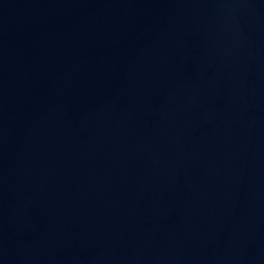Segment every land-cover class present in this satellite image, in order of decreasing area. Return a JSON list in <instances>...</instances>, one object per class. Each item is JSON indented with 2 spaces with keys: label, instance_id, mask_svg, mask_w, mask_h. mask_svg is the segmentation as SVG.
Returning a JSON list of instances; mask_svg holds the SVG:
<instances>
[{
  "label": "water",
  "instance_id": "obj_1",
  "mask_svg": "<svg viewBox=\"0 0 264 264\" xmlns=\"http://www.w3.org/2000/svg\"><path fill=\"white\" fill-rule=\"evenodd\" d=\"M0 264H264V0H0Z\"/></svg>",
  "mask_w": 264,
  "mask_h": 264
}]
</instances>
